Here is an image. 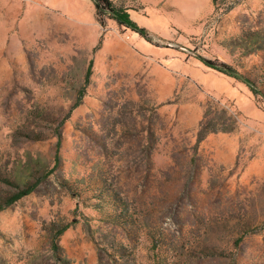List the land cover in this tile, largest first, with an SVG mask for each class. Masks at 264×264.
Listing matches in <instances>:
<instances>
[{
    "label": "rangeland",
    "instance_id": "374dc122",
    "mask_svg": "<svg viewBox=\"0 0 264 264\" xmlns=\"http://www.w3.org/2000/svg\"><path fill=\"white\" fill-rule=\"evenodd\" d=\"M113 1L0 0V264H264V0Z\"/></svg>",
    "mask_w": 264,
    "mask_h": 264
},
{
    "label": "trees",
    "instance_id": "16d2710c",
    "mask_svg": "<svg viewBox=\"0 0 264 264\" xmlns=\"http://www.w3.org/2000/svg\"><path fill=\"white\" fill-rule=\"evenodd\" d=\"M95 7V16L101 25H105L106 18H111L115 20L118 24L123 25L126 28L138 33L140 36L144 37L146 40L158 45L155 42L154 36L151 35L149 30L139 25L130 15L127 7L117 5L113 0H92ZM206 66L213 68L219 72L229 75L241 82H243L254 94L262 91H258L255 88L254 81L244 73L240 72L237 68L231 64L216 59V58H206L204 56H197ZM91 74V62L88 65L85 75V82L89 81ZM82 94H80L79 101L74 104V106L80 103ZM225 119L230 121L229 125H226ZM236 116L229 114L223 109L221 113H218L212 117H209V111H206L204 120L199 125L197 132V142H200L208 133L216 131H232L236 127ZM8 183L14 184L8 178H4ZM39 180L29 182L24 186H18L15 184L16 189L9 191L5 197L0 196V210L11 205L13 202L17 201L21 197L32 192L38 185Z\"/></svg>",
    "mask_w": 264,
    "mask_h": 264
}]
</instances>
